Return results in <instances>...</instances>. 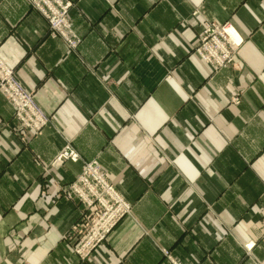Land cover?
<instances>
[{"label": "crops", "instance_id": "crops-1", "mask_svg": "<svg viewBox=\"0 0 264 264\" xmlns=\"http://www.w3.org/2000/svg\"><path fill=\"white\" fill-rule=\"evenodd\" d=\"M66 1L76 49L27 0H0V56L50 116L26 140L0 93V264L264 261V0ZM205 20L242 37L240 68L193 53ZM69 145L80 159L53 166ZM92 159L131 211L81 260L63 237L82 204L59 195Z\"/></svg>", "mask_w": 264, "mask_h": 264}, {"label": "built area", "instance_id": "built-area-1", "mask_svg": "<svg viewBox=\"0 0 264 264\" xmlns=\"http://www.w3.org/2000/svg\"><path fill=\"white\" fill-rule=\"evenodd\" d=\"M27 1L46 19L52 37H61L70 49L79 46L80 36L69 19L73 6L71 1ZM203 28V34L194 48L195 53L203 61L209 63L214 71L239 61L243 39L230 22L217 24L204 21ZM0 93L15 106V116L24 139H33L43 132L50 121V116L38 104L35 95L24 86L14 68L1 56ZM239 98L235 97L234 102L239 103ZM79 159V152L69 145L54 157L52 164L62 166L67 161ZM59 196L76 199L82 204L78 221L63 237L64 240L72 242L73 251L81 260H86L98 246L103 244L111 231L131 211V204L122 197L103 172L98 159L84 160L79 174L62 186ZM261 225L264 232V220ZM262 240L264 241V233ZM246 248L250 252L252 246L247 244ZM162 252L171 263L179 264L168 249L163 248Z\"/></svg>", "mask_w": 264, "mask_h": 264}, {"label": "clouds", "instance_id": "clouds-1", "mask_svg": "<svg viewBox=\"0 0 264 264\" xmlns=\"http://www.w3.org/2000/svg\"><path fill=\"white\" fill-rule=\"evenodd\" d=\"M173 43L176 44V45H179L180 44V41L179 40H176V39H173ZM153 47L154 48H157L159 46L158 45H154ZM169 51H171V49H169ZM110 74H111V69L108 71L107 74H105L103 76V79L104 80H108ZM224 103H227V101H226V99H224L223 95L221 94V104H224ZM99 115H101V116L104 115L102 109L100 110ZM76 123H77L76 132H77V135H79V134H81V133H83L85 131V129L87 127V122L86 121H83V122L77 121ZM56 125H57V131H61V132L63 131V129L65 127H67L64 119H62L60 117H57ZM205 158H206L208 164H211L212 163V154H208ZM211 174H212V171L209 170V175H211ZM185 179L187 180L188 178H185Z\"/></svg>", "mask_w": 264, "mask_h": 264}, {"label": "rangeland", "instance_id": "rangeland-1", "mask_svg": "<svg viewBox=\"0 0 264 264\" xmlns=\"http://www.w3.org/2000/svg\"><path fill=\"white\" fill-rule=\"evenodd\" d=\"M205 21H207V20H205ZM212 22H215V21H212ZM203 23H204V21H202L201 22V26H202V30H201V33L198 35V37H197V39H196V43H197V40L202 36V34H203ZM215 23H217V22H215ZM225 23H228V22H225ZM225 23H217V24H225ZM196 43H195V45H196ZM194 48H195V46H194ZM194 48H193V53H195L196 51H194ZM196 54V53H195ZM197 55V54H196ZM198 56V55H197ZM199 57V56H198ZM200 58V57H199ZM201 59V58H200ZM202 60V59H201ZM239 61H237V62H235V64H232V66H234V67H236V68H240V64H241V54H240V57H239V59H238ZM203 61V60H202ZM205 62V61H204ZM205 63H207V62H205ZM207 64H209V63H207ZM210 65V64H209ZM211 66V65H210ZM211 68H212V66H211ZM212 70H213V68H212ZM214 71V70H213ZM220 71V70H219ZM214 72H218V71H214ZM235 97H238V96H234L232 99H231V101L234 103V104H239L240 103V101H241V99H240V101H239V103H235L234 102V98ZM104 172V171H103ZM105 174H106V172H104ZM107 175V174H106ZM108 176V175H107ZM109 178V177H108ZM264 215V214H263ZM264 220V217L262 216V218H261V221H260V223H262V221ZM120 223V222H119ZM118 223V224H119ZM264 233V232H263ZM263 233H262V235H263ZM172 255V254H171ZM174 258V257H173ZM175 259V258H174ZM176 260V259H175ZM177 261V260H176ZM178 263H179V261H177ZM264 261H262L261 263H263ZM261 263H259V264H261ZM180 264V263H179Z\"/></svg>", "mask_w": 264, "mask_h": 264}]
</instances>
